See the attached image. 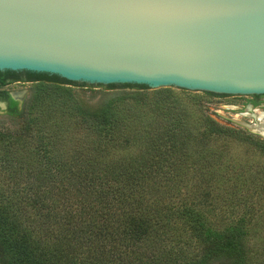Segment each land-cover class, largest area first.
I'll return each instance as SVG.
<instances>
[{
  "label": "trees",
  "instance_id": "1",
  "mask_svg": "<svg viewBox=\"0 0 264 264\" xmlns=\"http://www.w3.org/2000/svg\"><path fill=\"white\" fill-rule=\"evenodd\" d=\"M25 73L38 83L10 115L26 123L0 132V264H264L248 246L249 215L210 220L213 190L264 187V174L237 172L218 147L237 135L201 101L222 96L161 88L149 122L148 86L109 85L133 96L90 109L75 93L88 85ZM73 115L86 133L66 124Z\"/></svg>",
  "mask_w": 264,
  "mask_h": 264
},
{
  "label": "water",
  "instance_id": "2",
  "mask_svg": "<svg viewBox=\"0 0 264 264\" xmlns=\"http://www.w3.org/2000/svg\"><path fill=\"white\" fill-rule=\"evenodd\" d=\"M6 71L264 95V0H0Z\"/></svg>",
  "mask_w": 264,
  "mask_h": 264
},
{
  "label": "rangeland",
  "instance_id": "3",
  "mask_svg": "<svg viewBox=\"0 0 264 264\" xmlns=\"http://www.w3.org/2000/svg\"><path fill=\"white\" fill-rule=\"evenodd\" d=\"M34 87L35 85H32L31 90H29V95H27L25 101L26 105H28V101L32 97ZM23 88L24 86L20 88V90H23ZM24 90L26 91L27 89L24 88ZM75 90L77 104H80L83 108L90 109L100 108L107 102L117 99L118 97L129 99V97L133 96V92L129 90H107L87 87L75 88ZM159 90L160 89H150L146 94L148 100V104L146 105L147 108H145V110L143 109L141 112L149 122L153 120V118L156 119L158 116L153 107L160 99V95L157 92ZM174 90L180 91V89L176 88H174ZM195 93L203 95V93L200 92ZM201 104L205 114H208L220 125L233 130L237 135L235 138H226L218 143V147L229 148V157L232 160L231 164H233L235 168L237 167V172H250L253 175L264 174V154L256 149L254 142V140L258 139L257 135L260 133L257 128L258 126L255 130L258 133H256L252 130V126L247 121V118L241 114H235V109L232 106H239L240 103L234 102L231 98H210L204 96L202 97ZM56 114V117L61 116L65 119L68 117L67 111H63V109L59 110V112L57 111ZM69 118L73 120L67 121L66 124L69 127L79 128V134L81 132L86 133L84 126H82L80 116L73 115ZM25 123L26 121L23 120V117H9L3 113V111H0L1 133L15 134L17 131L22 130L21 128ZM243 123L251 126V128H248ZM263 123L264 119L262 120V124ZM167 126L168 124L166 123L159 124V128L157 129L158 132L162 131L165 127L167 128ZM158 132L155 131L153 134H158ZM249 135H253L255 137L254 140L249 137ZM148 142L152 143L153 137L149 136ZM224 161H226V158L222 160V162ZM228 164L229 162L226 163V165ZM227 172L236 173L235 170H228ZM195 173L198 174V171L195 170ZM209 201L212 202L210 208H215V213L210 217V220L216 222L219 226H223L227 223H234L239 220V218L249 215L247 224V229L249 230V235L247 237L248 246L251 248L253 255H255L254 260L264 259V250H262V241H264V187L261 188V186L257 184H246L241 188H229L228 190L223 188L216 189L212 191V197ZM187 250L192 251L191 248H188V245L184 248L185 252H187ZM260 263L261 261H259V264Z\"/></svg>",
  "mask_w": 264,
  "mask_h": 264
},
{
  "label": "flooded vegetation",
  "instance_id": "4",
  "mask_svg": "<svg viewBox=\"0 0 264 264\" xmlns=\"http://www.w3.org/2000/svg\"><path fill=\"white\" fill-rule=\"evenodd\" d=\"M34 78L25 72H0V111H3L7 116L11 117L12 110L21 111L25 107V101L31 86L37 84ZM24 86L26 91L20 90ZM218 98H231L234 102L240 103L239 106H232L236 112L241 114L251 124L252 130L258 128L259 132L264 128V95H249V96H225ZM15 103V105H12ZM258 126V127H257ZM257 127V128H256ZM251 133V132H250ZM258 133V132H256ZM258 133V140L264 142V134Z\"/></svg>",
  "mask_w": 264,
  "mask_h": 264
},
{
  "label": "bare ground",
  "instance_id": "5",
  "mask_svg": "<svg viewBox=\"0 0 264 264\" xmlns=\"http://www.w3.org/2000/svg\"><path fill=\"white\" fill-rule=\"evenodd\" d=\"M261 133H263V134H264V128L261 130Z\"/></svg>",
  "mask_w": 264,
  "mask_h": 264
}]
</instances>
